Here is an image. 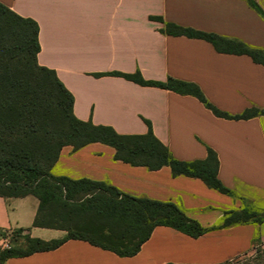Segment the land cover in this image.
<instances>
[{"label": "crops", "instance_id": "obj_1", "mask_svg": "<svg viewBox=\"0 0 264 264\" xmlns=\"http://www.w3.org/2000/svg\"><path fill=\"white\" fill-rule=\"evenodd\" d=\"M255 2L262 13L247 0H0L36 21L37 62L54 70L72 94L78 119L130 135L145 134L150 125L182 161L203 160L210 148L218 159V179L234 192L226 195L199 178L173 176L169 166L150 170L115 159L114 148L101 142L75 150L66 145L54 175L103 181L129 195L173 202L203 227L215 228L191 237L156 226L129 257L69 239L54 250L3 264H224L248 253L256 240L264 243V220L217 227L225 212L245 205L264 211V114L217 117L193 95L112 74L193 82L230 115L264 109V65L247 54L218 52L204 39L163 31L165 23H173L264 50V0ZM37 208L33 195L0 196V230L22 229L43 240L62 237L32 226Z\"/></svg>", "mask_w": 264, "mask_h": 264}, {"label": "trees", "instance_id": "obj_2", "mask_svg": "<svg viewBox=\"0 0 264 264\" xmlns=\"http://www.w3.org/2000/svg\"><path fill=\"white\" fill-rule=\"evenodd\" d=\"M247 1L262 13L255 0ZM163 31L204 39L218 52L247 54L264 65V50L240 40L173 23H165ZM39 49L36 21L0 3V196H35L38 208L32 226L66 232L62 238L50 240L28 235L25 247L0 248V264L8 258L54 250L69 239L129 257L138 253L156 226L171 227L191 237L215 228L203 227L173 202L129 195L103 181L52 173L62 147L70 145L75 150L101 142L114 148L115 159L150 170L169 166L173 176L199 178L220 193L234 196L218 179V159L210 148L203 160L182 161L154 136L150 125L145 134L130 135L78 119L73 113L72 94L54 70L38 64ZM112 74L140 85L193 95L217 117L248 119L264 114V109L255 107L236 115L221 111L193 82L171 77L164 82L145 80L139 72ZM263 220V214L245 205L240 211L225 212L217 227Z\"/></svg>", "mask_w": 264, "mask_h": 264}, {"label": "rangeland", "instance_id": "obj_3", "mask_svg": "<svg viewBox=\"0 0 264 264\" xmlns=\"http://www.w3.org/2000/svg\"><path fill=\"white\" fill-rule=\"evenodd\" d=\"M249 207L254 210H258L252 205ZM258 212L264 215L263 210H258ZM40 230H50L48 232L52 233L56 232L55 234H57V236L63 234L62 237L66 235L65 231H52L53 229ZM28 235L29 233L24 231H18L17 229L0 231V248H7L9 246L25 247L27 243L26 236ZM62 237L59 236L54 239H60ZM224 264H264V243H261L259 240H256L253 244L252 249L248 253Z\"/></svg>", "mask_w": 264, "mask_h": 264}]
</instances>
